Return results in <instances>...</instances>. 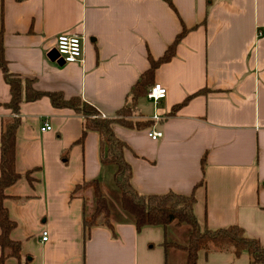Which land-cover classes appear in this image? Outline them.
Wrapping results in <instances>:
<instances>
[{"label": "crops", "instance_id": "crops-1", "mask_svg": "<svg viewBox=\"0 0 264 264\" xmlns=\"http://www.w3.org/2000/svg\"><path fill=\"white\" fill-rule=\"evenodd\" d=\"M0 27L11 73L33 80L37 92L79 97L103 117L115 116L150 68L149 58H161L187 29L171 60L154 72L153 84L166 89L165 98L137 101L132 119L151 125L113 126L128 147L131 184L143 195L193 193L200 225H237L264 248V0H0ZM60 35L82 37V63L49 59ZM10 98L0 72V131L13 118L5 106ZM18 117L15 170L21 178L6 189L3 204L21 252L19 260L2 264H185L183 252L162 243H185L187 226L137 231L120 211L113 231L93 227L83 243V212L93 208V195L84 193L85 200L81 192L72 195L74 188L98 180L113 205L119 196L108 188L115 169L100 164L98 134L88 132L79 142L83 117L54 108L46 96L21 103ZM44 123L50 131H40ZM150 129L162 137L151 140ZM197 264L250 259L200 251Z\"/></svg>", "mask_w": 264, "mask_h": 264}, {"label": "trees", "instance_id": "trees-1", "mask_svg": "<svg viewBox=\"0 0 264 264\" xmlns=\"http://www.w3.org/2000/svg\"><path fill=\"white\" fill-rule=\"evenodd\" d=\"M187 29L183 28L173 43L167 47L164 55L158 60L149 58L150 68L140 75L139 79L131 87L127 102L117 111L113 117H103L90 104L79 97L65 99L61 93H41L33 88V80L21 79L11 73L7 68L4 56L3 30L0 27V72L5 83L9 86L11 98L5 105L13 114V118L3 121L0 131V264L8 258L20 259L21 244L10 238L11 231L15 228L3 204L7 198L6 189L21 178L15 170V140L16 132L20 125L18 117L21 103L34 101L43 96L49 98L51 105L58 109H70L84 119V126L79 138L83 142L88 132H95L99 136V161L102 166H114V184L119 193L117 203L120 212L131 219L137 231L145 227H162L163 230L169 225L176 227L187 226L189 235L183 244H176L166 239L162 243L163 248H174L185 254V264H197L200 251L210 253L213 250L233 254L235 258L246 254L250 264H264V248L256 239L247 237L243 229L237 225L226 228L209 229L200 225L197 221L193 208L195 196H188L168 192L161 195H143L138 193L131 184L132 171L125 160L127 145L120 140L113 131V126L120 125L128 129H146L151 125L150 121H135L132 119L136 111L137 101L145 97L148 89L153 85L154 72L160 65L168 62L174 56L175 48L183 39ZM189 99V98H188ZM188 99L174 106L170 114H174ZM206 157L201 159V169L204 172ZM24 177L31 182L29 174ZM91 192L96 200L90 212H83V243L90 236V231L96 226H105L113 231L112 220L117 211L113 204L103 195L100 182L92 180L78 185L72 191V195L78 192ZM86 200V198H85ZM118 216V215H117Z\"/></svg>", "mask_w": 264, "mask_h": 264}, {"label": "built area", "instance_id": "built-area-1", "mask_svg": "<svg viewBox=\"0 0 264 264\" xmlns=\"http://www.w3.org/2000/svg\"><path fill=\"white\" fill-rule=\"evenodd\" d=\"M55 52L58 59L63 63L73 64V63H82L83 62V39L78 36H66L60 35L56 38L55 41ZM166 96V89L158 84H153L147 91L145 97L147 100L151 101L153 104H157L160 100L164 99ZM154 121H158L159 118L157 115L153 117ZM51 130V126L48 123H44L40 131L48 132ZM148 137L155 141L162 137V132L150 129L147 131ZM43 242L47 240V233H42Z\"/></svg>", "mask_w": 264, "mask_h": 264}, {"label": "rangeland", "instance_id": "rangeland-1", "mask_svg": "<svg viewBox=\"0 0 264 264\" xmlns=\"http://www.w3.org/2000/svg\"><path fill=\"white\" fill-rule=\"evenodd\" d=\"M114 187V188H113ZM116 186L113 184V186H111V187H108L109 189H113V191H114V189H116L115 188ZM112 198V197H111ZM114 200V199H113ZM90 201L92 202V204L93 205H95V203H96V200L94 199V197H92V198H90ZM115 204L113 205L114 206V209H117V211H120V207L118 206V203H116L117 201H113ZM181 240H183V239H181Z\"/></svg>", "mask_w": 264, "mask_h": 264}, {"label": "water", "instance_id": "water-1", "mask_svg": "<svg viewBox=\"0 0 264 264\" xmlns=\"http://www.w3.org/2000/svg\"><path fill=\"white\" fill-rule=\"evenodd\" d=\"M56 58H57V55H56V53L55 52H52V55H49V59L51 60V61H56ZM59 65H63V62L60 60V61H56Z\"/></svg>", "mask_w": 264, "mask_h": 264}]
</instances>
